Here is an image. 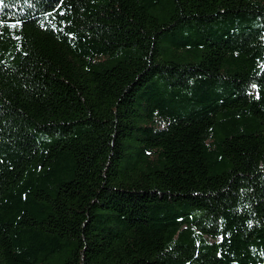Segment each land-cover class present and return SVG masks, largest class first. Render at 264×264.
Masks as SVG:
<instances>
[{
  "label": "trees",
  "instance_id": "trees-1",
  "mask_svg": "<svg viewBox=\"0 0 264 264\" xmlns=\"http://www.w3.org/2000/svg\"><path fill=\"white\" fill-rule=\"evenodd\" d=\"M0 264H264V0H0Z\"/></svg>",
  "mask_w": 264,
  "mask_h": 264
},
{
  "label": "rangeland",
  "instance_id": "rangeland-1",
  "mask_svg": "<svg viewBox=\"0 0 264 264\" xmlns=\"http://www.w3.org/2000/svg\"><path fill=\"white\" fill-rule=\"evenodd\" d=\"M163 43L165 45L169 44V47L164 50V54L166 56L173 57V58H176V59L189 58V55L187 54L186 50H184L182 48L178 49V48L173 47V45L171 44V41H169L168 39H164ZM136 144H137V141H134V143H125L124 144V151H125L126 154H128L130 161L133 160L136 157V153H137V150H138V148L136 147ZM125 164H126V161L125 160L122 161V165H125Z\"/></svg>",
  "mask_w": 264,
  "mask_h": 264
}]
</instances>
